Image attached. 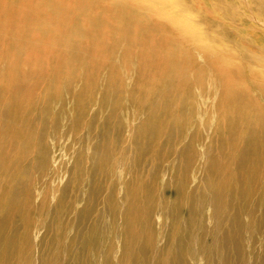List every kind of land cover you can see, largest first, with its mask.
Instances as JSON below:
<instances>
[{"label": "bare ground", "instance_id": "1", "mask_svg": "<svg viewBox=\"0 0 264 264\" xmlns=\"http://www.w3.org/2000/svg\"><path fill=\"white\" fill-rule=\"evenodd\" d=\"M250 16L264 26V0H0V264H264V30ZM65 99L64 139L91 137L72 172L79 193L93 163L90 187L78 211L62 192L68 213L38 224L51 239L35 256L29 170Z\"/></svg>", "mask_w": 264, "mask_h": 264}, {"label": "rangeland", "instance_id": "2", "mask_svg": "<svg viewBox=\"0 0 264 264\" xmlns=\"http://www.w3.org/2000/svg\"><path fill=\"white\" fill-rule=\"evenodd\" d=\"M250 21L254 26H257L258 28L260 27L262 30H264V26L258 24L254 20V18L251 17ZM253 66L256 68L258 67L257 65H254V64ZM98 97H101V96H98ZM121 103L125 104L123 100L117 101V104H115V106H117L115 107V111H116V114L118 115L121 114V110H120ZM91 108L95 109V107L93 106ZM105 108L107 107L103 106L102 109H105ZM49 109H51L49 115L52 118H47L48 120L47 123L55 124L56 123L55 119L57 118L58 115H60V118L62 119L59 122L60 132L57 136L55 135L54 137L53 135L55 131H52L51 133L48 132V135L44 137L43 139L44 151L42 154H40L39 162H37L36 164L34 163L32 164L29 170V177H28L32 185L31 189L33 190V202L31 203L32 209H33L32 218H31L32 224L29 230L28 240L30 242V247L33 253L35 254V256H37L38 255L37 253L42 252L44 249L47 250V245L51 239V234L49 233V231H46L45 229L40 228V227L44 223H46L48 226L49 221L52 220V217H53L52 216L53 210L55 212L56 211L60 212V210L64 206L61 203L60 198L62 196V192L65 189L68 188V190H65L67 201H70L71 203L72 197L77 198L76 211L86 207L85 197L87 195L88 188L90 187L89 185L90 172H91V166L93 164L91 162L92 164H87L84 166V168H82L84 169L83 173L85 176H84V181L82 178V185L80 186V191L78 193L75 187V183H74L75 176L72 174L73 169L75 167V165L73 164L74 162L73 157L76 154L81 153L77 143L82 145V148L84 149V151H82L83 154L85 155L87 154V151H88L87 146H89L90 144L89 139L91 137L89 136V138L86 139L87 137L85 136L86 134L85 130H81L77 133V136H75V138L69 137L67 139H64V136H63L64 132L69 131L71 120L76 118L77 116L74 109L72 108V104L69 102V99H65L64 102H62V105H60V107H58V105L54 106L52 102V106L49 105ZM42 110H44L43 107L42 109H39L38 111L40 113H44V111ZM67 122L69 123L68 125H67ZM100 122H101V119H100ZM96 141H97L96 139H93V143H96ZM196 147L197 148L200 147L199 143L196 144ZM48 188L50 189L47 190ZM45 191L47 192L45 194H48V192L50 191L52 192L49 195H47L49 199H46L44 201L42 199V196H44ZM42 206H44L45 209L49 207V211H51L48 216L46 214V217L41 215V213L44 211L42 210ZM67 213L68 211H66V206H65V208L61 210V215L63 216ZM204 215H205L204 216L205 225L208 228H211L212 221L209 219L210 211L205 210ZM38 224L40 225V227L38 226ZM168 224H169V220L162 221L161 218L157 216L154 219V228H155V233L157 235V241L159 243V246L165 243V238L168 233L167 231ZM107 228H109V223H108V218L106 214V216H103L102 225L100 226V229L101 231H104V230L107 231ZM68 231L71 233L74 232L73 229L68 230ZM23 232H24V229L19 227L18 233L22 234ZM84 232L87 233V229H84ZM81 236L82 235L80 234L79 238ZM258 240L259 239L256 238V242H258ZM113 241L116 247V251L114 254V257L116 258H114V260H118L120 258L119 248L117 250V246H119V243H118V240H113ZM77 243H78V246L76 247V249L73 250L75 254H78L81 251L80 240ZM258 249H259V246L258 244H256V252L258 251ZM67 263L74 264L72 260H68ZM192 264H202V262L198 260L196 262H192Z\"/></svg>", "mask_w": 264, "mask_h": 264}]
</instances>
